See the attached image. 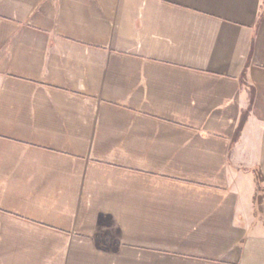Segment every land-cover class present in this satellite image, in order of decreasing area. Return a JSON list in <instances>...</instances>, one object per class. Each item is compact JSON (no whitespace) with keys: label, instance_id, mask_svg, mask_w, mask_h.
<instances>
[{"label":"crops","instance_id":"obj_1","mask_svg":"<svg viewBox=\"0 0 264 264\" xmlns=\"http://www.w3.org/2000/svg\"><path fill=\"white\" fill-rule=\"evenodd\" d=\"M254 169L264 0H0V264H264Z\"/></svg>","mask_w":264,"mask_h":264},{"label":"trees","instance_id":"obj_2","mask_svg":"<svg viewBox=\"0 0 264 264\" xmlns=\"http://www.w3.org/2000/svg\"><path fill=\"white\" fill-rule=\"evenodd\" d=\"M249 64H250V62H248L247 67H246L244 74H243L244 81L246 79V71H247ZM253 94H254V92H253ZM253 102H254V95H252L250 107L246 111H244V113L242 115V119H241L240 124H239V126L236 130V133H235V139H237L241 134V131L244 127V124H245V122L249 116L250 111H251ZM254 171L256 172V176H257V180H258V190H257V194H256V203L259 206L258 211H260L261 204H262L263 199H264V175L262 174V172L260 170L254 169Z\"/></svg>","mask_w":264,"mask_h":264}]
</instances>
